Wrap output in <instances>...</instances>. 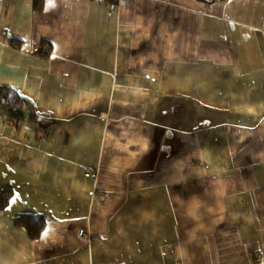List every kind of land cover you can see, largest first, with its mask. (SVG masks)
<instances>
[{"label": "crops", "instance_id": "obj_1", "mask_svg": "<svg viewBox=\"0 0 264 264\" xmlns=\"http://www.w3.org/2000/svg\"><path fill=\"white\" fill-rule=\"evenodd\" d=\"M33 2L0 0L37 112L0 105V264H264V0Z\"/></svg>", "mask_w": 264, "mask_h": 264}, {"label": "trees", "instance_id": "obj_2", "mask_svg": "<svg viewBox=\"0 0 264 264\" xmlns=\"http://www.w3.org/2000/svg\"><path fill=\"white\" fill-rule=\"evenodd\" d=\"M33 5L35 9L41 10L44 8V0H34ZM11 43L15 46L22 44V40L13 38ZM47 45L46 41H42L39 53L46 57L48 53L42 50V47ZM0 105L15 112L14 118L20 120L23 117L24 110L31 112V118L34 120L37 117V112L32 101L21 95L17 89L11 85H0ZM30 119V118H29ZM31 119V120H32ZM13 196V190L11 188H5L0 190V208H6ZM17 225L24 227L31 237L40 236L41 232L45 228L46 217L43 214L24 213L16 217Z\"/></svg>", "mask_w": 264, "mask_h": 264}, {"label": "rangeland", "instance_id": "obj_3", "mask_svg": "<svg viewBox=\"0 0 264 264\" xmlns=\"http://www.w3.org/2000/svg\"><path fill=\"white\" fill-rule=\"evenodd\" d=\"M250 147L254 149L255 144L249 143L245 146V148L244 147L242 148L241 153H240L241 162L239 164L235 165V167L233 169L234 172H237L238 169H240V172L254 173V170H257V168H259L261 166L260 164H253L252 162H250V161H253L254 159H257V158L259 159L261 157V155H257L254 151L249 150ZM178 154H181L180 149L177 150V155ZM203 154H204V152H203ZM213 155L215 158V153ZM200 166H202V165H200ZM211 166H213V170H217L216 172L219 173V176L215 177L214 179L213 178L209 179L210 185H213V187L217 188L220 186L221 177L226 174V171L230 167V165L226 164L224 170H223V167L219 168V165H217V164L210 165V168H211ZM213 180H214L215 184H212ZM88 238H85V239H88Z\"/></svg>", "mask_w": 264, "mask_h": 264}, {"label": "built area", "instance_id": "obj_4", "mask_svg": "<svg viewBox=\"0 0 264 264\" xmlns=\"http://www.w3.org/2000/svg\"><path fill=\"white\" fill-rule=\"evenodd\" d=\"M79 232H80V235H82L84 238H88V237H89V234L86 233V232L84 231V229H80Z\"/></svg>", "mask_w": 264, "mask_h": 264}]
</instances>
